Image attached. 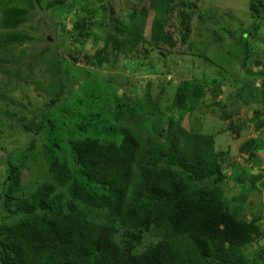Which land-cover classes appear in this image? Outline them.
Wrapping results in <instances>:
<instances>
[{"label":"rangeland","instance_id":"obj_1","mask_svg":"<svg viewBox=\"0 0 264 264\" xmlns=\"http://www.w3.org/2000/svg\"><path fill=\"white\" fill-rule=\"evenodd\" d=\"M166 1L171 47L149 41L156 11L148 0H0V14L16 6L24 17L12 29L0 27V223L15 220L2 206L4 197L25 198L40 183L52 182L48 156L54 153L75 174L70 141L118 142L130 132L141 143L170 117L212 135L227 207L246 220L259 214L256 223L264 234V191L249 190L250 183L264 182V97L257 95L264 79L252 76L264 70V0ZM188 11L189 32L181 43L177 20ZM116 22L141 33L140 51L92 63L91 54ZM9 32L21 35L20 43L3 46ZM210 79L222 84L207 85ZM183 80L206 82L193 110L171 106ZM122 93L126 104H120ZM231 100V113L223 115ZM248 140L256 146L252 157L239 150ZM56 191L67 200L65 187ZM77 207L88 220H104L101 209ZM157 239L154 231L144 234L137 250ZM241 252L247 264H264V235Z\"/></svg>","mask_w":264,"mask_h":264},{"label":"trees","instance_id":"obj_2","mask_svg":"<svg viewBox=\"0 0 264 264\" xmlns=\"http://www.w3.org/2000/svg\"><path fill=\"white\" fill-rule=\"evenodd\" d=\"M166 2L148 0L156 11L148 37L153 44L171 47L175 39ZM190 15L184 12L177 20L181 43ZM23 20L21 8L1 10V28L12 29ZM20 41L21 35L9 32L1 44ZM143 43L138 30L116 22L90 61L100 65L109 57L140 51ZM262 72L253 78L262 81ZM241 81L248 80L243 76ZM204 83L183 80L171 106L193 110L205 94ZM215 83L222 84L210 79L207 85ZM128 101L122 93L120 104ZM255 147L245 141L239 150L252 157ZM69 153L74 175L53 153L47 158L52 182L40 183L25 198H3L5 212L11 211L15 220L0 223V264H247L241 248L264 235L256 223L259 214L246 220L227 207L219 186L225 177L222 159L214 151L212 135L193 132L178 119L169 117L164 129L141 143L127 132L118 142L70 141ZM6 179L8 191L12 174L6 173ZM60 187H65L67 200L56 191ZM249 190L264 191V182L250 183ZM77 202L101 209L104 220H88ZM150 231L158 239L138 251Z\"/></svg>","mask_w":264,"mask_h":264},{"label":"crops","instance_id":"obj_3","mask_svg":"<svg viewBox=\"0 0 264 264\" xmlns=\"http://www.w3.org/2000/svg\"><path fill=\"white\" fill-rule=\"evenodd\" d=\"M244 82H248V81H244ZM249 83H251V82H249ZM260 92H257V95H258V93H261V91H263V90H259ZM264 92V91H263ZM239 98V97H238ZM216 99H214V101H215ZM232 104L233 103V100H231V101H229L228 102V104L226 105V106H224L223 108H222V111L224 112L223 113V115H229L230 113H231V106H229V104ZM224 121H227V119H225ZM252 122H254L253 120H251ZM260 121V120H259ZM237 125H241V123L239 124V123H237ZM235 127V126H234ZM237 127V126H236ZM235 127V128H236ZM241 127V126H240ZM249 141V140H248Z\"/></svg>","mask_w":264,"mask_h":264}]
</instances>
